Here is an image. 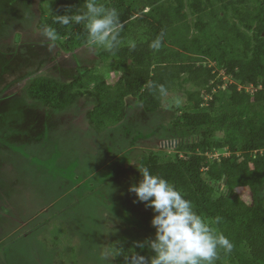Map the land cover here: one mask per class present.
Instances as JSON below:
<instances>
[{
	"label": "trees",
	"instance_id": "1",
	"mask_svg": "<svg viewBox=\"0 0 264 264\" xmlns=\"http://www.w3.org/2000/svg\"><path fill=\"white\" fill-rule=\"evenodd\" d=\"M96 2L115 8L119 16L120 44L98 54L103 62L111 60L106 72L84 65L77 66L75 75L66 80L34 75L22 84L26 101L59 113L81 98L89 99L84 119L96 133L124 120L129 97L146 114L158 112L161 117L167 110L163 120L169 121L165 128L168 125L170 129L164 133L188 134L174 139L176 152L171 159L144 150L136 153L138 164L128 167L134 170L136 184L142 179L139 169L147 167L153 175L174 184L199 215L221 218L214 227L234 247L227 255L221 249L215 264H264V0ZM84 3L49 0L50 16L38 23L55 29L65 50L87 44V32L83 24L65 26L54 23L53 18L85 11ZM179 27L182 34L176 33ZM192 29L194 34L188 36ZM157 37H161V47L154 50L149 45ZM154 85H163L167 95L161 96ZM5 129L17 133L15 127ZM46 138L45 129L39 141L29 143L41 145ZM0 144L9 149L13 143L0 140ZM17 145L24 150L28 142ZM123 159H118L119 165ZM103 170L94 179L96 183L85 181V187L76 188L74 200L60 197L57 202L75 211L91 196L103 198L105 173L110 179L120 172ZM85 175L78 176L77 181ZM239 189L247 191L248 200L241 197ZM105 205L115 211L113 204ZM86 212L88 216L92 210L88 207ZM99 215H91L92 221ZM49 223L47 219L41 225ZM72 224L68 223L67 229L81 227L80 222ZM38 238L36 235L35 239L44 241ZM123 238L111 246L112 264H128L133 253L145 257L153 254L147 245L137 246L146 242L142 236L131 242H123ZM48 247L45 243V249Z\"/></svg>",
	"mask_w": 264,
	"mask_h": 264
},
{
	"label": "rangeland",
	"instance_id": "2",
	"mask_svg": "<svg viewBox=\"0 0 264 264\" xmlns=\"http://www.w3.org/2000/svg\"><path fill=\"white\" fill-rule=\"evenodd\" d=\"M50 12L49 0H0V140L13 143L9 149L0 144V264H112L111 246L118 239L154 238L152 209L129 190L137 182L134 170L129 169L138 164L136 153L144 150L171 159L176 152L174 139L188 132L164 133L170 129L165 128L169 121L163 120L168 111L161 117L158 112L146 114L131 97L124 120L101 133L94 132L84 119L89 99L81 98L59 113L27 102L22 84L34 75L66 80L75 75L77 66L106 72L111 61L103 62L98 56L102 47L84 44L68 51L60 40H48L42 34L45 27L38 23ZM182 31L179 27L176 33ZM5 127H15L17 133L10 134ZM45 129L49 136L45 143H29L39 141ZM21 141L28 142L24 150L33 152L26 153L17 145ZM120 158H124L121 165ZM105 169L120 172L108 179ZM102 170L107 181L101 186L103 198L91 196L75 211L57 202L60 197L74 200L76 188L85 187V181L96 183ZM82 174L87 175L77 181ZM239 193L248 200L246 190L239 189ZM88 207L92 213L87 216ZM98 212L93 222L91 215ZM47 219L50 223L42 226ZM78 222L79 229H67L68 223ZM36 235L44 241L39 242Z\"/></svg>",
	"mask_w": 264,
	"mask_h": 264
},
{
	"label": "clouds",
	"instance_id": "3",
	"mask_svg": "<svg viewBox=\"0 0 264 264\" xmlns=\"http://www.w3.org/2000/svg\"><path fill=\"white\" fill-rule=\"evenodd\" d=\"M85 11L71 15H56L54 23L61 25L83 24L87 32V44L112 51L120 44V23L117 10L97 4L96 0H85ZM48 40L55 41V29L46 26L42 33ZM159 50L161 37L150 45ZM131 47H135L134 44ZM152 86V85H150ZM161 96L167 95L163 85H154ZM179 103V100H177ZM142 179L130 186L139 202L152 209L151 225L154 238L137 246L151 249L152 255L145 257L133 253L128 264H215L219 251L230 254L234 245L214 225L221 221L219 216L206 219L194 210L191 200L168 180L153 175L147 167L139 169Z\"/></svg>",
	"mask_w": 264,
	"mask_h": 264
}]
</instances>
